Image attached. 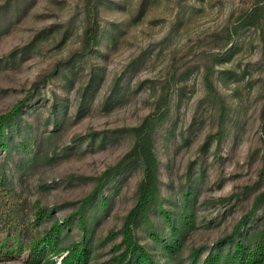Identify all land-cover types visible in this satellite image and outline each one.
<instances>
[{
  "label": "rangeland",
  "instance_id": "rangeland-1",
  "mask_svg": "<svg viewBox=\"0 0 264 264\" xmlns=\"http://www.w3.org/2000/svg\"><path fill=\"white\" fill-rule=\"evenodd\" d=\"M141 3L0 0V114L24 99L0 146V244L12 238L21 250L0 253V264H59L64 252L36 253L30 242L65 218L59 245L85 236L87 264H117L112 246L141 166L83 199L149 114L161 117L159 198L135 235L155 260L202 264L216 246L227 251L264 227V199L251 211L264 189V0Z\"/></svg>",
  "mask_w": 264,
  "mask_h": 264
},
{
  "label": "trees",
  "instance_id": "trees-1",
  "mask_svg": "<svg viewBox=\"0 0 264 264\" xmlns=\"http://www.w3.org/2000/svg\"><path fill=\"white\" fill-rule=\"evenodd\" d=\"M143 4V0L141 6ZM261 6L255 4L249 10L244 12V24H251L254 21L255 11ZM99 28H95L88 33V41L97 43L99 36ZM87 33V32H86ZM40 79V76L38 77ZM37 79V80H38ZM24 105V99L17 100L6 113L0 114V146H6L7 140L5 135V127L11 121H15L21 114ZM152 117V118H151ZM154 121H151V120ZM161 121V117L155 114H149L144 119L133 126L131 129L134 133V141L131 147L125 152L123 157L114 165L109 166L100 176L93 192L90 196L83 199V205L88 198H91L95 192L102 191L103 186L110 181L116 172L129 168L132 165L139 164L142 168V176L136 188V201L128 209L124 215L122 225L120 228L121 240L123 248L120 249V243L112 246L115 251L112 260L117 264H161L155 260L146 247L138 241L135 235V226L138 221L148 218V211L154 202L159 198V162L155 152V127ZM150 122H154L152 125ZM264 123V120H263ZM264 199V189L260 191L255 198L251 211H254L259 200ZM44 208L39 206L35 212V217L39 219L43 216ZM166 220L171 223V217L168 213H163ZM79 225L85 228V217L82 212L77 216ZM55 219L44 233L38 235L30 242V249L36 253L41 249L49 247L56 253L64 252L59 264H87L90 247L87 244L86 237L83 240H73L68 244L59 245L60 233L64 226V222ZM239 226V223L236 227ZM238 229V228H237ZM172 230L177 231L176 227ZM18 230L10 232L12 236L19 234ZM113 232V231H112ZM115 233V232H114ZM230 249L224 251V244L219 247L216 246L206 254L202 264H264V227L258 229L251 234L249 238L231 239ZM228 242V243H229ZM21 250V245L15 239H5L0 244V253L4 256H12L16 251ZM194 249L191 252L192 261L195 262L198 255ZM193 264V263H191Z\"/></svg>",
  "mask_w": 264,
  "mask_h": 264
}]
</instances>
